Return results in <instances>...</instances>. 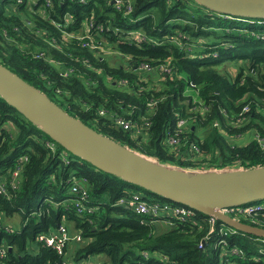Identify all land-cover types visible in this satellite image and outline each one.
<instances>
[{
    "label": "trees",
    "instance_id": "1",
    "mask_svg": "<svg viewBox=\"0 0 264 264\" xmlns=\"http://www.w3.org/2000/svg\"><path fill=\"white\" fill-rule=\"evenodd\" d=\"M62 1L39 0L36 7L44 4L50 16V20L39 26L46 27L48 33L39 35L24 27L19 15L7 12L6 6L15 0H0V62L71 115L163 163L184 169L216 170L230 169L226 167L231 164L239 168L264 165V32L256 27L264 17L219 13L198 3L194 8L189 3L191 0H127L134 1L131 18L137 19L136 27L145 32L147 40L136 46L129 40L119 39L112 31L106 32L104 37H111L121 51L132 56L124 64L97 56L77 38L61 39L64 32L61 28L82 34L89 18L95 21L98 31L101 25L107 27L128 20L117 10L118 2ZM67 14L72 15L70 22ZM51 21L61 28H55ZM241 21L249 22L246 28L250 32L239 29ZM4 29L14 43L4 39ZM235 29L240 31L234 32ZM93 36L100 37L97 31ZM46 37H56L60 48L51 46ZM237 50L247 53L237 55ZM36 52L44 55L37 57ZM82 58L89 59L92 66L82 63ZM163 61L176 73L162 77L164 85L160 90L148 87L141 81L144 76L139 65L155 66ZM231 65L237 67L235 74L229 69ZM64 67H77L84 77L65 76ZM99 68L114 81L128 80V87L103 82L97 73ZM57 88L61 89L60 94ZM151 102L154 104L150 105ZM101 107L109 115H101ZM115 113L132 117L145 132L138 135L124 129L111 116ZM177 114L195 121L188 132L180 135L179 145L167 144L166 136L174 130ZM0 117L7 125L14 121L18 128L16 133L3 129L0 134V170L8 172L19 156L29 155L17 194L13 193L11 199L0 195V250L7 248L6 255L0 251V264H61L63 258L56 250L38 240L40 234L55 232L61 224L73 235H82V240L73 242V249L68 248V258L72 261L104 255L106 264H220L222 248L237 247L249 260L264 248L260 240L263 237L239 229L240 233L233 234L226 246L217 248L206 242L200 248L207 235L208 226L204 224L209 216L198 211L199 222L156 232L154 224H143L140 215L117 204L132 184L72 154L1 96ZM206 128L209 131L203 133ZM48 139L58 144L56 153L46 147L44 141ZM191 144L201 150L196 160L186 158ZM62 150L70 155L69 164L60 157ZM73 175L86 178L91 205L97 207L95 211L79 213L73 202L72 183L68 181ZM16 213L22 218L18 229L5 222L7 215ZM240 221L264 227V218L255 221L242 217ZM6 225L12 226L13 232L3 230ZM143 251L151 256L145 258ZM246 264H264V257L259 262Z\"/></svg>",
    "mask_w": 264,
    "mask_h": 264
},
{
    "label": "water",
    "instance_id": "2",
    "mask_svg": "<svg viewBox=\"0 0 264 264\" xmlns=\"http://www.w3.org/2000/svg\"><path fill=\"white\" fill-rule=\"evenodd\" d=\"M194 1L219 13L264 17V0ZM0 96L57 143L98 170L216 217L243 232L264 237V227L237 220L222 211L226 207L264 200V165L203 171L169 166L102 134L71 115L1 62Z\"/></svg>",
    "mask_w": 264,
    "mask_h": 264
},
{
    "label": "built area",
    "instance_id": "3",
    "mask_svg": "<svg viewBox=\"0 0 264 264\" xmlns=\"http://www.w3.org/2000/svg\"><path fill=\"white\" fill-rule=\"evenodd\" d=\"M50 2V0H48ZM74 1V0H72ZM77 1V0H75ZM81 3L86 4L88 3V0H79ZM118 2L117 10L123 12V17L128 18V20H125L122 23H114L110 24L109 26L105 27L104 25H101L100 30H97V26L95 24V21L92 18H89L85 21L84 27L82 30V34H75L73 32L68 31L66 28H61L59 24L55 21H51L54 27L61 28L64 30L63 35H61V39H71V38H77L81 41H83L84 46H88L89 49L95 53L97 56H101L103 58H112L116 63L122 62L124 64H127L128 60L130 61L132 59V56L130 54H127L123 51H121L118 48V45L116 43H113L111 41V37H104L106 36L107 31H112L115 34L118 35L119 39L122 40H129L132 44H135L136 46H139V44L144 43L147 40V36L145 32L141 31L140 28H137L135 25V20L131 19V14L134 12L135 9V3L134 1H127V0H112V2ZM168 2H171L172 0H167ZM39 0H30L29 3H25L24 0H15L14 3H10L9 6H6V10L10 15H19L22 19L23 15L25 14L26 10L34 11L38 7ZM59 2H62V0H59ZM51 4V3H50ZM68 16L67 22H70L72 20V15L67 14ZM48 19L50 20V16L48 15ZM23 20V19H22ZM29 20V19H27ZM24 22V20H23ZM27 29H29L31 32L37 33L41 35L42 33H48V30L46 27H39L35 25H26L24 26ZM104 30L102 34H100V31ZM97 31L100 35L99 39H96L93 36V32ZM3 37L5 40H7L10 43H14L15 40L10 37L8 30L4 29L2 31ZM46 41L49 42L51 46L54 48L59 49L60 44L57 41L56 37H46ZM37 57L43 56L44 52H36L35 53ZM82 63H84L87 66H92L89 59L82 58ZM53 63V61L51 60ZM139 71L143 74L144 78H141V81L147 82L146 74L151 73H157L161 78L165 74L169 73H176L175 70H172V67L169 65V63H166L165 61L158 63L155 66H152L150 63H142L138 67ZM81 70H79L77 67H71V68H63V74L65 76L68 75H75L80 76V78H83V73L81 74ZM98 74L104 73L103 68L97 69ZM108 84H116L117 87H128V80H119L114 81V78L111 75H107ZM195 86L194 84H192ZM146 87V86H143ZM57 91L59 94L61 93V89L57 88ZM196 101V100H195ZM150 105H153L154 102L149 103ZM83 107L89 109L85 103H83ZM199 108V106H195V109ZM100 113L103 116L109 115L108 111L104 108H100ZM114 117V121L122 126L124 129L132 130L133 132H138V135L141 133H144V130H141L133 121L132 117L126 116L120 113H115L111 115ZM178 120L175 125L174 130L168 132L166 136V143L171 145H179L181 142L180 135L183 132H188L189 128L192 124V122L195 121V119L190 117H183L180 114H177ZM7 125V123H2V127ZM1 127V125H0ZM2 134V133H1ZM264 139V138H263ZM46 147L53 153H56L58 148V144L51 140H45L44 141ZM200 148L196 144H191L187 157L186 158H192L196 160L198 158V153L200 152ZM60 157L62 158L63 162L65 164H69L71 162L70 155L65 152V150H62L60 152ZM29 161V155L24 154L17 158L15 165L8 170V172L3 173L2 170H0V195H2L6 199H11V197L14 194H17L19 191V187L21 186V174L24 170V167L26 163ZM169 166H173L168 164ZM176 167V166H173ZM199 171H203L206 169H196ZM69 182L72 183L71 190L76 196V198L73 197V202L75 201V205L78 208V211L80 214H85L88 212H93L97 209V207L91 205L90 201V194H89V188L87 185L86 178H78L76 175H73L71 178L68 179ZM16 191V192H15ZM75 199V200H74ZM117 204L125 205L132 209L133 212L140 215L142 217V223L143 224H153L156 220H162L165 222H168L170 224H173L175 226L177 225H183L188 224L190 222H199L200 217L198 215V212L188 206L170 202V201H162L160 199L152 197L148 192L142 190L141 188H136L134 186H128L126 193L123 197H121ZM222 211L224 213H227L237 220H240L242 217L249 218L251 220H261L264 218V200L262 201H256L251 202L244 205H237V206H231L223 208ZM252 215V216H250ZM255 217V216H259ZM1 220V216H0ZM204 226H208L207 235L205 236V244L202 242L200 245V248H204L206 245V242L211 244L212 246H215L219 248L221 245L226 246L229 242V238L236 233H240L237 229L228 226L226 223L220 221L216 217H211L205 221ZM1 228V225H0ZM3 230L6 232H13V228L10 225H6V227H3ZM38 240L40 242H45L46 244L50 245L53 249L56 250V252L63 258L61 261V264H91L92 260H84V261H72L68 258V248L70 246V243L73 241H80L82 240L81 234H75L73 235L71 232H69L67 226L65 224H61L55 232L51 233H42L38 236ZM264 243V237L260 239ZM7 248L3 247L1 251V254L4 255L6 253ZM145 258H149L151 255L147 251L142 252ZM156 255H159L158 253H155ZM6 255V254H5ZM264 257V248L260 249L259 253L257 255H254L252 258H250V261H256L259 262ZM243 258V259H242ZM221 261L220 264H246V262H249V258L246 257L244 253L241 252V250L237 247L233 248H222L221 252Z\"/></svg>",
    "mask_w": 264,
    "mask_h": 264
},
{
    "label": "rangeland",
    "instance_id": "4",
    "mask_svg": "<svg viewBox=\"0 0 264 264\" xmlns=\"http://www.w3.org/2000/svg\"><path fill=\"white\" fill-rule=\"evenodd\" d=\"M189 3L192 4L191 7L197 8V5H198L197 2L191 0ZM202 9L205 11L204 7H202ZM48 11H49L48 8H46V6L44 4L39 5L38 8L36 10H34V11L26 10L25 14L22 17V19L24 20V24L25 25H29V26H31V25L40 26L43 22H45L48 19ZM222 15H224V14H222ZM229 18H230V20H232L231 16H229ZM27 19H29V20H27ZM230 20H226V22L229 24L231 22ZM229 25H231V24H229ZM239 25L241 27L245 26L243 28L239 27V29L241 31L250 32L249 28H246L249 25L248 21H241L239 23ZM256 27H257L258 31L264 32V21L259 20L258 23L256 24ZM239 29H235L234 32L240 31ZM236 52H237V55L238 54H244L245 52L247 53V51H238V50ZM215 67L216 68H220V66H215ZM229 69L232 71L233 74H235L237 72V67H235L233 65L229 66ZM101 76H102L103 82L108 83L107 76L105 74H101ZM146 77H147V82L146 83H147L148 87L149 86H155L158 90H160L163 87L164 83H163L162 78L159 75L158 76H155V75L153 76V73H150V74H146ZM156 77H157V79H155ZM4 121L0 117V125ZM235 126H237V125H235ZM3 129H6L7 131L9 130V131L15 132V133L18 132V128L16 127L14 121L12 123V120L9 121V124L5 125L4 127H2V125H1L0 134L2 133ZM208 131H209V129L206 128L203 133H205V132L207 133ZM249 136H252V135L249 134ZM235 138H236V136H234V139ZM229 140L232 141V138L230 137ZM239 167L240 166H238V165L231 164V166H228L226 168L238 169ZM135 187L136 188H140L138 186H135ZM260 201H262V200H260ZM250 216H252V215H250ZM255 217H259L260 218V215L259 216H255ZM21 219H22L21 216L16 213L13 216L12 215H7L6 218H5V222L11 223L15 229L16 228L18 229V228L21 227V223H20ZM102 256H103V260L105 262L107 259H106V257L104 255H102ZM91 264H102V262H101L99 257H94L92 259Z\"/></svg>",
    "mask_w": 264,
    "mask_h": 264
},
{
    "label": "crops",
    "instance_id": "5",
    "mask_svg": "<svg viewBox=\"0 0 264 264\" xmlns=\"http://www.w3.org/2000/svg\"><path fill=\"white\" fill-rule=\"evenodd\" d=\"M190 170H196V169H190ZM217 170H221V169H217ZM153 224H154V228L156 229V232H164L166 230H169V229H172V228L176 227L175 225L170 224V223L165 222V221H162V220H156V221L153 222ZM73 242H75V241H73ZM73 242L70 243V246L72 248L74 247V243ZM94 257H99L101 262H102V264H104V260H103V256L102 255H98V256H94ZM94 257H91V258H94Z\"/></svg>",
    "mask_w": 264,
    "mask_h": 264
},
{
    "label": "clouds",
    "instance_id": "6",
    "mask_svg": "<svg viewBox=\"0 0 264 264\" xmlns=\"http://www.w3.org/2000/svg\"><path fill=\"white\" fill-rule=\"evenodd\" d=\"M131 19H133V20H135L136 22H135V25H136V23H137V19L135 18H131ZM138 19H141L140 17L138 18ZM24 155V154H23ZM28 155V154H27ZM17 160V159H16ZM16 163V162H15ZM15 165V164H14ZM13 167V166H12ZM12 167H10V168H12ZM129 186H132V185H129ZM135 187V186H134ZM72 192V191H71ZM72 196L74 197V194H73V192H72ZM129 208V207H128ZM59 228V227H58ZM70 247V249H73L71 246H69ZM95 256H98V255H95ZM91 257H94V256H91ZM86 258L87 260H92L93 258ZM86 259H84V260H86ZM83 260V261H84ZM249 262H250V260H249ZM252 262H255V261H252ZM104 264H106L105 262H104Z\"/></svg>",
    "mask_w": 264,
    "mask_h": 264
}]
</instances>
